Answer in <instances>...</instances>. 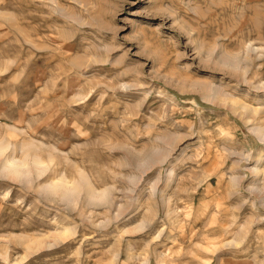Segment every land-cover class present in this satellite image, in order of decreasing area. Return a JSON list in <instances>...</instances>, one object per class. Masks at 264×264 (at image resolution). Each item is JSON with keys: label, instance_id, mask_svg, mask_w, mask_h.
Listing matches in <instances>:
<instances>
[{"label": "rangeland", "instance_id": "rangeland-1", "mask_svg": "<svg viewBox=\"0 0 264 264\" xmlns=\"http://www.w3.org/2000/svg\"><path fill=\"white\" fill-rule=\"evenodd\" d=\"M0 264H264V0H0Z\"/></svg>", "mask_w": 264, "mask_h": 264}, {"label": "bare ground", "instance_id": "bare-ground-1", "mask_svg": "<svg viewBox=\"0 0 264 264\" xmlns=\"http://www.w3.org/2000/svg\"><path fill=\"white\" fill-rule=\"evenodd\" d=\"M16 165V164H15ZM12 166V165H11ZM12 171H14V173H18V166H12Z\"/></svg>", "mask_w": 264, "mask_h": 264}]
</instances>
